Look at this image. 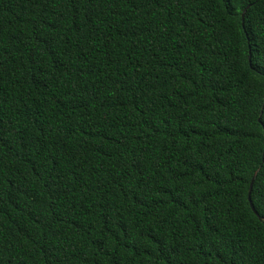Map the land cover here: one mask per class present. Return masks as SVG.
Here are the masks:
<instances>
[{"label": "trees", "instance_id": "16d2710c", "mask_svg": "<svg viewBox=\"0 0 264 264\" xmlns=\"http://www.w3.org/2000/svg\"><path fill=\"white\" fill-rule=\"evenodd\" d=\"M0 264H264V0H0Z\"/></svg>", "mask_w": 264, "mask_h": 264}, {"label": "water", "instance_id": "95a60500", "mask_svg": "<svg viewBox=\"0 0 264 264\" xmlns=\"http://www.w3.org/2000/svg\"><path fill=\"white\" fill-rule=\"evenodd\" d=\"M248 6H249V5H248ZM245 12H246V8H245V9L243 10V12H242V18H243V20H244ZM249 58H251V56H250ZM253 180H254V177L252 178V180H251V184H250L249 200H250V205H251L252 209L255 211L256 214H259L258 211L256 210V208H255L253 202L251 201V196H250V192H251V189H252Z\"/></svg>", "mask_w": 264, "mask_h": 264}]
</instances>
